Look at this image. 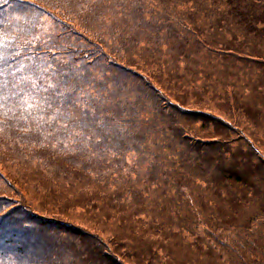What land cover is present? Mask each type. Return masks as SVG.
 <instances>
[{
    "label": "trees",
    "instance_id": "16d2710c",
    "mask_svg": "<svg viewBox=\"0 0 264 264\" xmlns=\"http://www.w3.org/2000/svg\"><path fill=\"white\" fill-rule=\"evenodd\" d=\"M0 264H264V0H0Z\"/></svg>",
    "mask_w": 264,
    "mask_h": 264
},
{
    "label": "snow or ice",
    "instance_id": "6c2138e0",
    "mask_svg": "<svg viewBox=\"0 0 264 264\" xmlns=\"http://www.w3.org/2000/svg\"><path fill=\"white\" fill-rule=\"evenodd\" d=\"M3 59V56L2 55H0V60H2Z\"/></svg>",
    "mask_w": 264,
    "mask_h": 264
}]
</instances>
